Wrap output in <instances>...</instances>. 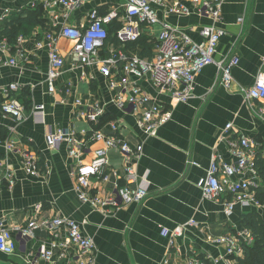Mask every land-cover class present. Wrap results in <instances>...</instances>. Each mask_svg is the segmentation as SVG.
I'll return each instance as SVG.
<instances>
[{
  "label": "crops",
  "instance_id": "1",
  "mask_svg": "<svg viewBox=\"0 0 264 264\" xmlns=\"http://www.w3.org/2000/svg\"><path fill=\"white\" fill-rule=\"evenodd\" d=\"M33 1L36 0H0V15L5 8L14 13L30 9ZM127 1L87 0L72 12L63 8L45 10L47 25L28 26L23 34L27 60L19 66L0 68V92L10 83H20L23 86L20 100L28 113L22 122L0 113V219L6 220L18 243L13 254L0 252V264H43L40 255L51 247L54 234L36 230L33 238L20 235V230L37 215L63 216L78 222L97 244L94 264H165L166 260L167 264H192L195 259L213 264L212 256L224 257V264H235L236 260L226 255L225 247L215 245L209 237L249 229L246 217L254 212L264 220L263 208H243L241 205L227 215L218 201L204 198L201 186L217 154L226 162L235 161L221 138L228 123H233L241 134L257 140L264 153V100H252L245 93L264 69V0L224 1L219 25L227 34L221 38L215 57L221 60L236 53L240 59L229 87L220 83L215 65L205 67L197 75L193 97L188 102H178L161 93L149 76L142 80L145 91L171 112L156 136H147L139 128L136 113L129 104L119 107L117 98L122 88L113 87L96 65L80 67L73 64L74 42L64 37L58 39V47L66 66L55 80L57 91L49 92L48 50L36 48V42L46 32L57 29L56 23L86 26L89 13L97 9L104 14L117 13L108 25L110 36L101 55L124 49L142 56L140 43L135 46H131L132 42L123 44L116 36L126 20ZM178 1L192 13L167 14L169 5ZM158 12L160 20L177 25L195 41L202 40L199 28L212 24L210 18L197 14L192 0H166V5L159 7ZM240 17H244L243 25L238 22ZM143 27L141 36L149 37L155 47L154 38L159 35L161 26L156 25L151 30ZM154 47L151 55L142 57L151 58ZM76 99H81L86 106L92 100L101 103L105 112L97 124L75 117ZM40 104H44V112L34 113V108ZM112 124L116 125L115 130ZM58 127L76 132L79 140L77 158L70 155L66 143L58 148L48 147L47 133L50 128ZM97 130L134 147L143 145V154L135 161L141 182L149 194L142 202H132L120 209L109 205L108 212L102 213L95 205L79 199L74 165L79 161H91L95 150L104 146L103 140L93 137ZM11 140L15 142L13 150L6 147ZM23 151L38 156L40 173L37 176L25 170ZM108 154L109 167L118 177H123L125 155L117 147L110 148ZM8 171L14 180L12 184L7 178ZM110 179L113 182L116 177L111 175ZM111 189L109 185L107 190ZM192 219L197 224L188 226L182 236L174 238L173 244L171 237L162 233L164 228L172 230ZM55 253L54 261L48 264H78L72 253L60 255L61 251L56 249Z\"/></svg>",
  "mask_w": 264,
  "mask_h": 264
},
{
  "label": "built area",
  "instance_id": "2",
  "mask_svg": "<svg viewBox=\"0 0 264 264\" xmlns=\"http://www.w3.org/2000/svg\"><path fill=\"white\" fill-rule=\"evenodd\" d=\"M87 0H36L30 4L34 9L41 4L45 10L63 8L72 12ZM225 0H192L197 14L208 17L212 24L199 28L201 41L193 40L189 34L166 20H160L158 8L166 5V0H128L126 4V20L116 32L118 40L123 43L136 42L143 33V26L149 30L156 25L161 26L157 37L154 53L151 58H144L137 54H130L124 49L110 50L107 56L101 55L109 39L108 25L115 20L117 13H101L93 9L89 13L86 26L56 23L55 31H48L44 37L36 42L37 49L47 48L49 56V70L47 82L49 92L57 91L55 80L66 66L65 58L58 47V39L64 37L74 42L71 50L73 64L86 67L96 65L101 74L111 81L113 87L122 88L117 102L120 108L129 104L135 111L138 126L147 136H156L160 126L167 122L171 112L164 108L155 97L141 86L146 77H150L154 86L164 94L171 96L178 102H188L193 97L196 77L209 65H215L220 75V83L229 87L233 80V70L239 64V56L234 53L226 55L221 60L216 59L221 38L227 31L220 27L222 10ZM167 10V14L189 15L192 11L184 4L175 2ZM20 11V10H19ZM14 11L5 8L0 15V22L8 20ZM58 17L56 18V20ZM244 24V17L238 19ZM24 35L20 34L15 42L7 37L0 41V68L19 66L24 63L28 54L23 47ZM12 52V53H11ZM23 86L18 82L4 87L0 94V113L4 117L22 122L26 119L27 111L20 100ZM246 96L252 100H264V69H262L252 86L245 90ZM126 95V97H125ZM75 117L97 124L104 114V107L98 100H92L84 105L81 99H76ZM44 104L37 105L33 112H44ZM116 129V125H111ZM94 138L103 140L104 146L95 150L89 162H76L73 175L76 181L78 197L83 202L96 206L97 210L107 213L111 205L116 209L132 202H142L149 194L148 189L141 182L136 170L135 161L143 154V145L134 147L116 136H106L101 131H95ZM222 141L228 151L235 157V161L226 162L217 154L212 160L206 178L202 181L204 198L216 200L225 208L227 215H231L236 206L243 208H263L264 200L259 196L264 186V180L256 165L261 152L257 140L241 134L235 130L233 123H228L221 133ZM78 137L74 130L58 127L47 133L49 148H58L62 144L68 145L73 158L79 154ZM14 141L6 144L13 150ZM117 147L126 157L123 177H118L116 171L109 166L108 150ZM24 167L28 174L37 176L40 173L39 160L36 154L23 151ZM114 175L116 180L111 181ZM7 178L12 184V174L8 171ZM93 180L96 183L93 184ZM121 180L124 181L122 184ZM110 185L113 191H108ZM95 186V191H94ZM197 224L190 220L177 225L172 230L164 228L162 233L174 238L182 236L188 226ZM36 230H46L54 234L51 247L44 249L40 255L43 264L54 261L55 249L60 255L72 253L78 264H94L97 244L93 237L87 235L82 226L75 220L63 216L37 215L32 218L25 229L20 230L23 238L35 237ZM254 234L250 229L209 240L218 246H224L226 255L236 259L244 255V246L254 242ZM17 241L5 219H0V252L13 254L17 249ZM211 257V256H210ZM213 264H224V257H211ZM167 260L165 264H167ZM192 264H208L205 260L195 259Z\"/></svg>",
  "mask_w": 264,
  "mask_h": 264
},
{
  "label": "trees",
  "instance_id": "3",
  "mask_svg": "<svg viewBox=\"0 0 264 264\" xmlns=\"http://www.w3.org/2000/svg\"><path fill=\"white\" fill-rule=\"evenodd\" d=\"M45 9L38 4L34 9H22L12 14V16L0 25V41L7 37L10 42H15L20 34L27 31L28 26H46L44 18ZM109 29V28H108ZM110 36V29H109ZM141 45L142 56L151 55L154 43L149 41V37L143 35L138 42L131 46ZM153 43V44H152ZM261 177L264 180V156L261 152L256 163ZM259 196L264 198V186L259 192ZM246 224L254 234V242L244 246V255L237 257L235 264H264V220L257 217V213H251L246 217Z\"/></svg>",
  "mask_w": 264,
  "mask_h": 264
}]
</instances>
